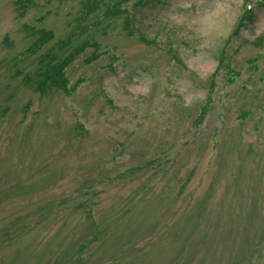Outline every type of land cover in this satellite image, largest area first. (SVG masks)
Masks as SVG:
<instances>
[{"label": "rangeland", "instance_id": "374dc122", "mask_svg": "<svg viewBox=\"0 0 264 264\" xmlns=\"http://www.w3.org/2000/svg\"><path fill=\"white\" fill-rule=\"evenodd\" d=\"M30 1L0 0V264H264V7Z\"/></svg>", "mask_w": 264, "mask_h": 264}, {"label": "trees", "instance_id": "16d2710c", "mask_svg": "<svg viewBox=\"0 0 264 264\" xmlns=\"http://www.w3.org/2000/svg\"><path fill=\"white\" fill-rule=\"evenodd\" d=\"M123 1H128V0H123ZM143 1L144 0H138L137 2L142 3ZM100 2L101 0H92V2L88 1V5L84 4V6L86 7L87 10L94 11L96 10ZM253 2L258 6L264 7V0H255V1L245 0L246 7L242 15L239 18L236 32L240 30L241 28H244L245 26L250 25L252 21L254 20L255 16L253 14V9L250 6V4ZM31 6H32V2L30 0H15L16 15L20 17L26 11V9H28ZM39 32L40 34H39L38 42L43 43L44 41L47 40L46 38L48 36L49 37L51 36V33L46 30L40 29ZM254 43L256 45L264 47V31L254 39ZM67 62L68 60H64L63 62H60L56 67L54 64L47 66L40 73V78L37 81V87L41 86V88H43L49 85H53L56 87L62 86L63 88H65L66 79L64 77L62 69H63V66L67 64Z\"/></svg>", "mask_w": 264, "mask_h": 264}]
</instances>
